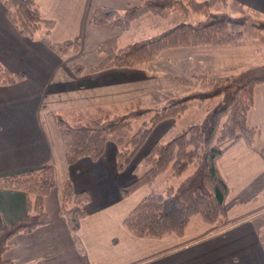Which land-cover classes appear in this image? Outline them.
<instances>
[{"label":"crops","instance_id":"0c3cea01","mask_svg":"<svg viewBox=\"0 0 264 264\" xmlns=\"http://www.w3.org/2000/svg\"><path fill=\"white\" fill-rule=\"evenodd\" d=\"M229 1L264 18V0ZM36 3L42 16L55 22L50 40L78 41L82 56L95 53L105 40L118 41L122 33L109 27L91 26L94 9L105 6L124 11L139 2L36 0ZM0 62L11 72L23 75L12 86H0V177L48 164L55 171V187L44 199L48 223L30 233L14 236L3 253L5 260L13 264H264L257 238L259 226L254 224V219L264 214L261 203L264 184L251 186L250 182L256 169L264 168L262 144L248 145L239 137L219 145L215 166L227 186L221 226L193 216L182 236L161 239L136 238L122 224L125 215L151 193L148 186L143 193L135 191L127 198L121 196L120 188L133 180L131 171L136 166L131 161L124 171L116 169V139L122 135L112 140L109 136L104 153L96 161L82 158L72 165L66 161L52 112L74 124L106 115H122L140 105L146 108L159 105L186 93V88L174 81L177 74H153L144 66L89 73L91 65L83 67L80 76H74L68 61L57 57L39 40H29L16 31L1 2ZM70 117L74 120H68ZM177 120L180 118L155 125L152 139H146L143 156L161 136L176 129ZM263 121V109L258 120L247 117L249 126L257 127ZM67 181L74 193L86 191L90 197L76 241L59 215ZM260 181L256 178V182ZM29 200L33 198L23 192L0 189V228L24 216Z\"/></svg>","mask_w":264,"mask_h":264},{"label":"trees","instance_id":"16d2710c","mask_svg":"<svg viewBox=\"0 0 264 264\" xmlns=\"http://www.w3.org/2000/svg\"><path fill=\"white\" fill-rule=\"evenodd\" d=\"M7 11V18L16 31L29 40H39L62 60L69 61L74 76L83 73L78 63V41L66 40L54 43L50 34L53 19L45 18L36 0H0ZM135 6L124 11L99 6L94 9L90 25L109 27L121 32L140 18L166 17L174 11L191 12L196 16L193 23L181 22L158 34L120 46L116 39L101 42L95 53L99 60L89 68V73L110 68L132 69L157 61L169 48H187L198 45H243L264 42V18L250 14L241 4L229 0H138ZM201 17V18H199ZM76 60H72L75 59ZM23 78L0 62V86H12ZM186 93L166 104L143 108L131 115H113L93 118L84 123H69L62 115L51 113L59 130L65 158L72 165L77 160H98L104 153L110 135L122 129L131 130L133 120L150 114L140 127L125 139H116L117 171H124L141 148L155 125L166 119H178L191 107L202 109L203 115L185 126L166 143L155 142L144 154V171L132 168L133 180L120 188L123 198L129 197L143 186H151L167 167L182 179L170 185L163 193L146 194L123 218L122 224L136 238L161 239L165 236H182L189 220L200 216L211 225L221 226L224 221V198L227 186L221 178L215 160L220 154L218 144L232 138L242 137L252 145L260 132L256 126L247 124L252 106L253 88L264 82V65L253 66L237 75L220 79L206 72L174 76ZM261 154L264 156V132ZM55 187V171L48 164L39 169L15 172L0 177V189L20 191L33 200L28 212L15 222L0 228V264H13L3 258L10 240L18 234H27L48 223L44 199ZM90 197L86 191L74 193L71 183L65 182L59 215L64 219L72 238L86 216L85 205ZM257 238L264 253V223L259 224Z\"/></svg>","mask_w":264,"mask_h":264},{"label":"rangeland","instance_id":"374dc122","mask_svg":"<svg viewBox=\"0 0 264 264\" xmlns=\"http://www.w3.org/2000/svg\"><path fill=\"white\" fill-rule=\"evenodd\" d=\"M195 20L196 16L194 14L191 12L186 13L184 11L171 12L164 18L157 16L140 18L132 22L129 28L119 35L117 43L122 46L134 41H138L142 38H148L158 34L181 22L193 23ZM70 59L71 58L68 59V62L71 61ZM76 59L77 58L72 60ZM98 60L99 57H97L95 53H86L80 56L78 63H80L83 67H87L95 64ZM257 65H264V42H250L243 45H198L187 48H169L161 53L157 61L148 63L144 65V67L150 69L151 73L153 74L160 73L164 75H173L178 73L180 74L182 72L189 74L191 72L198 73L200 71H204L209 77L220 79L231 75H237L242 71ZM169 100L171 99H167L159 105L164 103L166 104V102ZM143 108L146 107L144 105H140L139 107H134L122 115L128 116L131 115L132 112H139ZM261 109L264 111V82L255 85L253 88V101L248 112V119L253 117L255 120H258ZM203 112L204 111L202 109H197L195 107H191L186 110V112H184L180 117V120H177L176 129L171 130L169 134L161 136L159 142H168L174 136V134L181 129V127L184 128L185 126L195 122L198 118H201ZM149 115L150 114H147L145 117H142L138 120H133L131 123V130L122 129L120 132L110 135V140H112L113 137H117L119 135H122L125 138L130 137L132 132L140 127L141 121L143 119L148 120ZM68 120L74 119L70 117ZM71 122L73 123V121ZM257 128L260 132L255 136L253 143L254 146H257L259 143L262 144L264 121L261 123V125H258ZM152 137L153 134H149L148 141L152 139ZM146 143L147 141L144 142L141 148L135 152L132 158V162L138 166V173L144 171L143 151L146 147ZM223 143L225 142L223 141L219 143L218 146L222 145ZM253 173H255V171H253ZM251 175L252 174H250V176ZM263 176L264 168H257L256 173L250 178L251 186L264 184ZM256 178H259L261 181L256 182ZM181 179V177L173 176L171 173V167L167 166L154 180L150 186V189L148 186H143L137 190V193H143L147 189H149L151 193H163L168 186L177 184ZM133 200L135 199L133 198L130 202ZM261 203L264 204V199L261 200ZM263 223L264 214L261 216L259 215L254 219V224L256 226Z\"/></svg>","mask_w":264,"mask_h":264}]
</instances>
